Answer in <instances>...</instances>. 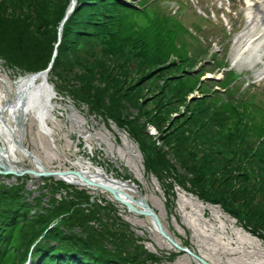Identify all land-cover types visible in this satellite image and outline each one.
Segmentation results:
<instances>
[{"label":"trees","instance_id":"16d2710c","mask_svg":"<svg viewBox=\"0 0 264 264\" xmlns=\"http://www.w3.org/2000/svg\"><path fill=\"white\" fill-rule=\"evenodd\" d=\"M67 2L0 0V34L4 39L0 51L11 55L17 63L34 62L27 66V72H37L48 68L59 46V55L54 59L51 71L59 72L62 78L66 65L70 70L78 67L85 71L75 72L77 79L84 82L82 87L87 97L83 98L97 103L121 127L140 137L148 171L162 180L163 171L171 167L166 159L169 153L157 147L154 137L146 130L147 123H150L161 131L160 139L173 149L178 159L184 154L188 156V160L180 159V166L185 164L186 175L179 180L171 176L188 192L205 202L221 206L246 231L264 239V111L253 105L255 96L249 101L248 98L245 101L244 96L235 98L234 93L238 90L233 88L227 90V101L217 100L222 103L215 104L208 97L210 90L207 84L203 83L199 91L206 96L198 100L202 101L198 114L190 113L191 104L197 99L189 100L185 106V114H190L187 123L179 124L181 116L167 124L166 118L174 112L179 113V109L175 105L165 112L161 110L168 98L166 87L159 88L155 97L161 98L159 106L148 109V97L138 96L145 81L168 68H171L170 73L175 71L177 63L171 56L177 57L183 67L181 83L188 84L174 96L181 99L184 96L181 94L187 95L191 89L197 88L201 72L190 71L194 64H189L187 58L190 53L182 38L183 33L190 35L189 32L178 20L167 18L153 5L148 6V0H143L140 7L123 0H80L64 25L59 43V27L66 15ZM95 35L110 41L111 46L102 58H97L96 66H90L83 63L76 52L83 38ZM8 39L19 44L18 48L10 46ZM144 45L150 51L142 54ZM127 47H132L141 59L163 56L160 62L163 67L161 64L141 72L137 82L133 79L128 82V68L123 64L114 66L110 62L117 55H129L125 52ZM69 53L73 54L72 59ZM165 59L169 60L167 66ZM198 61L199 57L195 59ZM233 76L227 75L219 84L227 87L235 80ZM71 79L74 80L73 76L69 77ZM129 108H136L137 115L145 117L146 122L130 120L127 115ZM205 113L207 118H204ZM254 115L260 118L256 119ZM246 134L257 142H250ZM189 160L194 164L187 167ZM60 188L69 190L70 187L60 182L51 193ZM73 189L61 200L53 196L45 203L39 196L33 203L28 201L24 186L0 184V264H21L29 252L38 257L37 264H146L149 260L154 263L160 261L142 245L139 252L134 243L127 245L123 240L116 241L117 234L96 229V222L102 221L99 214L102 207L99 205L94 211L86 212L88 209L82 206L96 202L92 203L91 196L85 191ZM76 228L81 230L80 234L75 233ZM121 235L134 242L131 236ZM107 243L113 248H107ZM135 251L139 253L134 254ZM142 253L143 257L139 258Z\"/></svg>","mask_w":264,"mask_h":264},{"label":"rangeland","instance_id":"374dc122","mask_svg":"<svg viewBox=\"0 0 264 264\" xmlns=\"http://www.w3.org/2000/svg\"><path fill=\"white\" fill-rule=\"evenodd\" d=\"M73 1L68 0L67 6ZM126 1L138 5L141 2V0ZM152 1L154 2L155 0H149L148 5H153L151 4ZM186 1L188 2L189 0ZM225 2V0H211L209 2L210 8L213 9V22L215 24H218L217 12L222 10V5ZM205 3L206 0L200 2V7L204 10L206 8ZM228 4L235 8V12L229 13V18H227L228 27L226 29L228 34H230V38L214 24L212 27L208 23L202 22L205 35L209 39L213 37V52L225 55L228 62L232 65V69L242 75L241 78L239 77L225 88L220 86V81L218 80H213L210 84H207L210 90L208 94H213L208 97L211 98L210 100H214L213 103L215 104L222 103L216 102L217 100L227 101V90H231L236 83L240 90L236 92L235 98H240L239 92H243L250 84L252 85V82L258 85L263 83L264 85V80H262L264 77V37H260L259 31L261 27L257 20L260 15L259 13H254V23L252 26H248V15L246 14L244 2L230 0ZM191 5H188V10H183L182 15L177 10V4L172 3L169 5L165 0L155 1V6H159L157 7L158 9L168 16H176L186 29H190L189 26L195 23L200 24L199 16L194 12V8L199 13L208 17L204 10L197 8L196 3H191ZM250 28L254 30L250 34L255 36L253 44H248L249 36L239 39V37H243L244 30L246 29L247 33ZM182 38H185L187 43H189L187 50L190 52V56L187 59L189 60V64H194L190 68V70L194 71L195 66L203 60V58H199V61L195 62L197 57L194 54L198 50H203L204 47L189 35L185 34ZM3 41L4 39L0 34V45L3 44ZM8 43L10 46L17 48L19 46V44L11 39H8ZM110 46V41L108 42L102 36L95 35L88 39L83 38L78 44V52L76 53L83 63L96 66L97 58H102V55L106 53L107 48ZM144 47L145 45L141 48L142 54L150 51L149 48L145 47L144 49ZM57 49H59V46ZM133 50L132 47H127L125 48V52H129V55L121 57L122 55L120 54L110 61L114 66L119 67L121 66L120 64H123L128 68V82L132 81V79L137 82L140 79V75L149 69L157 68V66L160 67L161 64V67H163V63H160L163 56L159 55V58L156 56L152 60L141 59V55L136 54ZM57 54L59 55L58 50ZM10 56L0 51V92L6 98L9 96L15 97L16 87H14V83L19 80L20 75L26 76V74L34 73L27 72V66L34 64V62L17 63ZM69 56L71 59L73 58V54L69 53ZM32 57L36 56L32 55ZM171 58L177 63V66L174 67L175 71L170 73L171 68H168L164 73L161 71L153 78L145 81L146 83L142 86V93L138 97H148V100H150L146 105L148 109L156 105L159 106L161 98L158 97L159 99H157L155 97L158 95L159 88L166 87L168 98L165 100L163 97L162 100H165L166 105L161 110L165 112L172 109L175 105H178L175 107L179 109V113L174 112L170 117L166 118L167 124H171L175 119L183 116L179 124L185 125L190 117V114H185L187 102H189L192 96L198 97L190 107V113L195 112L197 115V111L200 110L202 104V101L198 100H201L202 95L205 96V94H201L197 88H194L187 95L181 94L184 95L181 99L176 98V95L174 96V94H180L179 91L184 90L188 84L181 83L184 73L179 59L175 56H171ZM163 61H165V66L169 64V60L165 59ZM20 64H24V66ZM68 67L66 65L64 68L66 72L63 78L58 75L59 72L55 74L54 71H51L48 76V81L53 86L55 92L52 103H49L52 110L48 119L49 128L53 129L51 134L46 135L41 132L38 120L35 119L33 113L28 116L25 125V143L29 151L33 152L49 169L58 170L62 167L61 165L70 168L72 166L70 162L78 164L77 162L80 161L83 166L102 168L116 179L136 185L139 192L160 216L171 236L183 246L200 253L211 264H264V239L246 231L238 220L226 213L221 206L201 200L196 195L188 192L178 182L179 179H182V176L186 175L185 164L183 163L180 166V159L184 160L186 158L188 160V156L184 154L183 157L180 156V159H178L174 155L173 149L170 146H165L163 140L160 139L162 135L161 131L150 123H147L146 130L150 136L154 137L156 146L161 148L162 151L164 150L169 153L166 159L170 162L171 167L163 171L162 180L158 179L154 173L148 171L145 165V153L142 149L140 137L136 135L135 137L134 134L127 130L128 128L121 127L97 103L85 100L84 98L87 97V93L82 87L84 82L78 80L75 74L78 70H81V73H85V71L78 67L70 70ZM227 69L225 67L223 71H227ZM205 70L207 72L209 67L207 66ZM218 73H213V76L219 78L220 74L217 75ZM72 76L74 80H69V77L71 78ZM40 82L39 80L37 83L40 84ZM253 90L245 93L248 96V101L251 98ZM56 96L60 100L55 98ZM172 96L173 98L169 99ZM62 97L64 100H61ZM261 97L264 98L263 92ZM244 100L246 101L247 98ZM258 102L260 104V101H256L255 103L258 104ZM261 108H263L261 105L257 107V109L263 111L264 108L263 110ZM101 111L106 116L102 115ZM209 112L212 114L210 110ZM137 114L136 108H129L127 111L130 120L135 119V121L138 120V122L145 123L146 118L139 117ZM206 116L208 115L205 113L204 118H207ZM254 116L256 119L260 118L257 115ZM233 121H236L235 118ZM166 128L164 131H166ZM246 135L250 142H257L250 135ZM3 141L1 138V144L4 143ZM238 143L241 146V143ZM21 159L23 160V165L27 167L31 166L27 158L22 156ZM189 161V165L186 163L187 167L194 164L192 160ZM171 174L176 179H179L175 180ZM60 182L69 186V190L60 188L54 194L51 193L53 187L57 186ZM0 184L24 186L29 197V202H33L34 199L41 196L44 202L48 203L53 196L58 200L63 199L68 192L72 193L75 190L73 188L83 190L91 196L92 203H95L94 199L97 198V206L96 204L91 206L84 204L82 206L84 209H88L86 212L94 211L99 205L102 207L99 213L102 221L96 222L95 228L98 230H108L117 234L116 241L120 242L123 240L127 245L134 243L139 252L142 251L139 248L142 245L149 253L154 254L160 259V261L155 263L149 260L146 264H200L189 255L170 246L164 238L155 233L149 218L130 213L125 206L117 203L114 197L104 190L101 192L92 191L86 187L67 184L56 177L36 179L28 175L19 177L16 180H13V176H0ZM187 187L189 188L190 185L188 184ZM66 233L68 232L66 231ZM75 233L80 234L81 230L76 228ZM121 234H127L128 237L131 236L134 242L124 239ZM106 247L109 249L113 248L109 243L106 244ZM138 251H135L134 254L139 253ZM143 255L142 253L138 256L141 258Z\"/></svg>","mask_w":264,"mask_h":264},{"label":"bare ground","instance_id":"6f19581e","mask_svg":"<svg viewBox=\"0 0 264 264\" xmlns=\"http://www.w3.org/2000/svg\"><path fill=\"white\" fill-rule=\"evenodd\" d=\"M245 1L247 6L248 4H250L249 2L252 0H245ZM263 2L264 0H259L258 3L255 5L256 10L259 13H261L263 16L261 19L262 27H264V5L262 4ZM153 7L155 8L156 6L153 5ZM247 10H248L247 14L251 16V13H253V9L250 8ZM252 20L253 19L249 18V22H251ZM247 25L249 24L247 23ZM246 29L242 34L244 38L250 35V32L252 33L251 29L248 31V33H246ZM262 37H264V34ZM253 39H254V35H251L250 41ZM39 80L41 82L40 84H37ZM46 80H47L46 74H42L41 76L38 77H34L33 75H28L20 78L18 81L14 83V87H16L17 90V95L15 98H13V96H9L6 98L4 94L0 92V141L1 138L4 140L3 141L4 143L2 145L0 142V145L2 146V152L0 153L1 155L0 164L2 163L5 165L6 162H8L11 165V168H13L14 170L19 169L23 171L25 168H29L23 165L22 163L23 160L21 159L23 156L30 161L31 163L30 167H32L33 169L38 171H45V168L48 169V167H46L41 161L40 162L42 163L43 166H38V162H39L37 160L38 157L33 152L28 151L29 149L25 143V139H26L25 125L27 123L28 116L31 115L32 113L34 114L35 119L38 120L41 132L46 135L51 134V128H49L48 119L50 114L49 103L51 100L52 91H51V86L46 82ZM8 98H12V100H10L11 102L7 106L6 102H9ZM3 118L5 121L3 120ZM17 142H21L22 143L21 145L24 146L25 148L22 147V149H20L17 146ZM29 153L33 154L34 156ZM70 163L72 165L70 168H66V166L61 165L62 167H60V170L61 171L76 170L77 172H80L83 176L91 179L95 183H98L103 186H110L112 188H116L120 192L123 201L127 203H132V198L139 199L138 197L140 192L136 185L116 179L114 176H111L102 168H98L95 166L93 168L90 166H83L80 161L77 162L78 164H76V162L75 163L70 162ZM36 166L38 168H36ZM20 176L22 175L13 176V180H16ZM24 176L25 175L23 174L22 177ZM31 178L38 179L37 177L34 176H32ZM57 179L63 180L68 184H74L76 186L86 187L87 189L92 191L101 192L105 190L104 188L90 186L80 178L75 177L73 175L59 176L57 177ZM94 201L96 202L97 198H95ZM138 209L141 208L138 207ZM154 231L155 233L159 234L155 228Z\"/></svg>","mask_w":264,"mask_h":264},{"label":"water","instance_id":"95a60500","mask_svg":"<svg viewBox=\"0 0 264 264\" xmlns=\"http://www.w3.org/2000/svg\"><path fill=\"white\" fill-rule=\"evenodd\" d=\"M57 55V51L55 53V56ZM52 67V65H51ZM51 67L49 69H51ZM48 70L43 71V72H38L37 74H34V77H38L41 76L42 74H46L48 73ZM11 99H9V102H6V105L8 106V104L11 102ZM4 120V118H3ZM5 121V120H4ZM21 142H17V146L22 149ZM25 148V147H24ZM2 152V146L0 145V153ZM31 154V153H29ZM33 155V154H31ZM1 156V155H0ZM34 156V155H33ZM36 157V156H35ZM37 158V157H36ZM38 162V166H43L42 163L40 162V160L37 158ZM36 168H38L36 166ZM28 175L30 177L34 176L37 178H49V177H59V176H75L80 178L81 180H83L86 184L90 185V186H96L99 188H104L105 190H107L109 193H111L114 197V199L122 204L123 206H125L128 211L130 213H135L139 216L142 217H147L151 220L152 225L154 226V228L157 230V232L162 236V238H164L171 246H173L175 249H177L180 252H183L187 255H189L190 257H192L196 262L200 263V264H211L204 256H202L200 253L191 250L188 247L183 246L181 243H179L178 241H176L171 234L167 231V229L165 228L160 216L156 213V211L151 207V205L148 203V201L145 199V197L139 193V199H133L132 198V203H127L125 201H123L120 192L116 189V188H112L110 186H103L100 185L98 183H95L94 181H92L89 178H86L85 176H83L80 172H77L76 170H66V171H61V170H51V169H47L45 168V171H38L33 169L32 167L29 168H25L23 171L17 169L14 170L13 168H11V165L6 162V164H0V175L3 176H18V175ZM20 176V177H22ZM19 178V177H18ZM141 208V209H138Z\"/></svg>","mask_w":264,"mask_h":264}]
</instances>
